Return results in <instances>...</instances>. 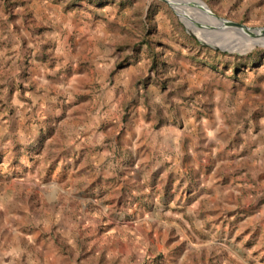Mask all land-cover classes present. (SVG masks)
Instances as JSON below:
<instances>
[{
	"label": "rangeland",
	"instance_id": "rangeland-1",
	"mask_svg": "<svg viewBox=\"0 0 264 264\" xmlns=\"http://www.w3.org/2000/svg\"><path fill=\"white\" fill-rule=\"evenodd\" d=\"M173 1L0 0V264H264V0Z\"/></svg>",
	"mask_w": 264,
	"mask_h": 264
},
{
	"label": "water",
	"instance_id": "water-1",
	"mask_svg": "<svg viewBox=\"0 0 264 264\" xmlns=\"http://www.w3.org/2000/svg\"><path fill=\"white\" fill-rule=\"evenodd\" d=\"M161 1L164 2L165 4H167L171 9H172L171 6H173V5L174 6L175 5L178 6L176 3H174L173 0H171V3H168V1H166V0H161ZM207 13L209 15L213 16L219 22L224 23L225 26L234 28L236 30H241V31H243L244 33H246L248 35H255L254 33H256L257 35L264 34V28H247V27H244L242 25H239V24H236V23H232V22H228V21H226L224 19L217 18L214 15H212L208 10H207Z\"/></svg>",
	"mask_w": 264,
	"mask_h": 264
},
{
	"label": "bare ground",
	"instance_id": "bare-ground-1",
	"mask_svg": "<svg viewBox=\"0 0 264 264\" xmlns=\"http://www.w3.org/2000/svg\"><path fill=\"white\" fill-rule=\"evenodd\" d=\"M167 1V0H166ZM194 1H196V6H198V7H200V4L197 2V0H194ZM169 3V2H168ZM202 3V2H201ZM202 7L203 8H205L206 10H207V8L204 6V4L202 3ZM204 16H206L208 19H213V20H215V21H217V22H219L218 20H216L213 16H211V15H209L208 13H206V14H204ZM220 24H222L223 26H225L224 25V23H221V22H219ZM228 27V26H227ZM231 28V27H230ZM261 35H264V34H261Z\"/></svg>",
	"mask_w": 264,
	"mask_h": 264
},
{
	"label": "crops",
	"instance_id": "crops-1",
	"mask_svg": "<svg viewBox=\"0 0 264 264\" xmlns=\"http://www.w3.org/2000/svg\"><path fill=\"white\" fill-rule=\"evenodd\" d=\"M93 136H94V135H93ZM93 136H92V139H94ZM138 138H139V135H138ZM141 142H142V141H141Z\"/></svg>",
	"mask_w": 264,
	"mask_h": 264
}]
</instances>
